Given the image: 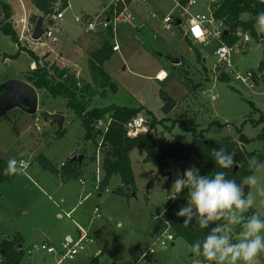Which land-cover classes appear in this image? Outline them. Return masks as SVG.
Here are the masks:
<instances>
[{
	"label": "rangeland",
	"instance_id": "1",
	"mask_svg": "<svg viewBox=\"0 0 264 264\" xmlns=\"http://www.w3.org/2000/svg\"><path fill=\"white\" fill-rule=\"evenodd\" d=\"M195 1L193 6L183 7L180 0H135L138 11H149V20L146 24L139 20L135 23H116V35L113 38L100 26L106 19V13L102 12V0H68L69 7L66 11L64 9L62 20H55L54 23L49 14H41L47 20L45 30H51L52 35L44 36L37 42H29L37 43L32 49L36 55H41L38 58L41 64L49 67L52 61L48 58L50 54L47 50L54 54L57 52L58 56L54 57H58L61 64L78 62V65L83 63L84 66L87 59L84 52L98 50L108 40L117 41L120 51L114 52L105 64L107 72L117 84V91L107 87L104 95H97L92 106H143L151 110L159 120L167 119L166 125H172L175 120L187 128L205 130L206 141H231L241 147L244 153H264V144L258 138L263 125L255 126L249 122V119L258 120L261 114L264 115V70L260 69L264 59V24L257 25L256 36L248 33L249 41L243 44L242 35L245 33L239 35V32L238 44L243 45V50L233 54L234 65L239 70L254 72L252 83L242 85L233 79L224 82L221 78L226 74L221 73L215 55L218 45L224 43L222 34L216 36L215 30L219 23L212 21L209 25L211 34L202 42L194 39L189 41L185 34L189 31L193 16L204 14L211 19L216 2ZM168 14L175 20H181L182 24H172L169 29L166 28L164 17ZM78 16L82 21L76 20ZM242 18H248V15L244 14ZM36 20L34 16L33 21ZM90 21L99 25L96 32L88 29ZM136 26L142 29L138 30ZM45 44L47 48L38 49ZM17 52L15 43L0 31V85L9 80H22L31 84L27 75L36 68L32 66V56L22 52L15 57ZM7 59H11V62L8 63ZM175 59H179V62L174 63ZM160 69L167 72L166 80L157 79ZM97 91L100 93L102 90ZM161 91L168 93L177 102L170 113L163 109L165 103L160 96ZM38 93L39 108L35 114L23 108H13L0 118V157L8 163L20 159L30 163L27 172L15 167V178L10 182H0L2 220L16 212L25 221L26 232H35L33 227H36L39 231L60 237L63 236V230H69L75 238L79 233L77 223H80L89 228L92 241L86 243L81 253L69 264H131L157 236L156 224L164 217L168 204L173 201L174 181L177 178L184 179L186 170L195 169L199 172L203 164L192 157L186 167L170 160L168 166L162 168L158 163L144 162L146 152L137 146L130 154L136 180L135 191L129 190V194L118 192L121 177L115 175L107 187L108 192L100 190L103 193L99 195L100 191L94 189L90 192L91 196L85 198L94 186L98 173V144L85 139V129L80 119L67 107L65 99L53 98L44 90ZM252 105L260 112L255 111ZM56 114L65 116L66 121L61 129L54 121ZM145 119L147 121L148 117ZM241 128L242 132H239ZM156 130L157 134L165 136L168 141L178 139L189 144L193 139L191 132L178 125L172 132H167L164 124L158 125ZM242 135L250 140L248 144L241 140ZM102 150L99 168L103 162L104 147ZM40 155L47 157L58 168L62 167V162H70L73 157L83 155L81 177L85 179L86 185H81L79 179L69 178L67 185L59 192L71 196L73 202L78 203L72 218L67 217L60 207V194H54L52 189L43 187L42 181L46 174L55 178L39 161ZM255 160L254 157L249 162L254 163ZM100 173L103 177L102 168ZM250 177H254L255 182L248 185L244 181L240 188L243 192L241 199L248 200L251 195L254 201L252 207L237 214L239 223L230 222L229 212L224 215L223 234L233 235L230 244L241 242L244 226L253 215L264 221V160ZM150 181L153 182L151 188L148 187ZM97 207L100 209V217L94 214ZM59 213L63 214L62 217H59ZM191 215L201 219L195 207H192ZM11 224L14 225L12 221ZM261 235L264 236V232ZM156 257H160L164 264H230V258L221 262L219 254L217 260L204 262L181 237H177L168 246L157 247ZM48 260L49 264H53L50 257ZM237 264H243V261L238 260ZM257 264H264V253L258 256Z\"/></svg>",
	"mask_w": 264,
	"mask_h": 264
},
{
	"label": "trees",
	"instance_id": "2",
	"mask_svg": "<svg viewBox=\"0 0 264 264\" xmlns=\"http://www.w3.org/2000/svg\"><path fill=\"white\" fill-rule=\"evenodd\" d=\"M58 0H35V6L44 14H48L52 3ZM191 0H180V5L186 7ZM129 2V0H127ZM3 7L4 17L0 20V31L8 36L17 46L18 52H25L32 56L36 68L27 75L31 85L37 91H46V93L53 98H62L67 101V107L72 110L80 119L81 125L85 129V139L92 141L99 145V137L101 136L99 129L96 127L99 120H108L111 122L106 133L103 134L104 156L102 162L103 178L101 182V191L105 190L109 185L111 179L115 175H120L121 186L117 189L120 193L129 194L127 188L135 191V175L132 168L130 153L137 146H141L146 152L144 162L158 163L160 167L165 168L168 162L173 160L182 163L186 167L192 157L197 158L202 164L199 171L201 176L214 175V173H223L226 181L234 180L237 186H241L255 171V169L264 160V153H244L237 144L231 141L223 143H214L207 140L205 130L190 129L183 123L173 121L172 125H166L167 119L159 120L151 110L145 107H128L119 105H109L106 107L92 106V101L97 95H104L107 87H111L114 92L117 91V84L113 82L112 77L105 71L104 64L113 56V45L110 41L106 42L102 49L91 54L89 60V70L93 80V84L80 82L75 75L69 73L67 69H59L55 65H42L31 49L22 47L19 43V37L14 30L12 23V15L10 7L5 2H1ZM124 7L119 5V10ZM264 12V0H216L214 3V10L212 12L213 18L217 21H222L226 29L222 34V41L227 45H234L240 37L238 32L249 33L257 35V25L260 23L257 16ZM247 14L248 18H242V15ZM227 31V33H226ZM112 34V32H111ZM190 41V40H189ZM200 52L197 51V56L200 57ZM260 69L264 70V59L260 64ZM225 75V74H224ZM232 79L227 74L221 78V81ZM101 89L100 93L97 90ZM160 96L164 101L163 109L166 113H170L176 106V100L165 91H161ZM255 111H259L252 105ZM146 118L150 123L146 132L138 133L137 135H130L125 128L128 121L133 118ZM146 120V119H145ZM255 126L263 125L261 133L258 138L264 144V115L261 114L258 120L249 119ZM167 132H172L178 125L181 129L191 132L193 139L189 144H185L178 139L168 141L165 136L157 134L158 125H163ZM219 126H223L217 123ZM243 127V126H242ZM155 130V133L152 131ZM239 132H242L238 129ZM241 140L244 143H249L250 140L242 135ZM223 149V150H222ZM213 151L220 152L225 159L232 155L236 165L230 167H221L217 163L216 157L212 154ZM256 158L254 163L249 160ZM39 161L43 167L52 173L60 174L62 177L80 179L82 176V169L80 164L76 161L66 162L61 168H57L44 155L39 156ZM240 165V166H239ZM238 166V168H236ZM9 168V163L0 157V182H10L16 175H5L4 171ZM153 182L150 181L148 187L151 188ZM188 189L185 188L178 198L171 201L165 211L164 217L156 224V235L166 228L165 222L170 224L171 231L175 234V238L181 237L186 240L195 250L198 258L204 262H208L203 256L204 243L206 238L213 234L216 228L225 227L224 215L229 212L224 211V215L219 220L209 221L207 216L203 220L208 222L206 228H200L199 218L192 216L188 226L184 222L188 220V216H178L177 214L183 212L186 208ZM234 210V209H233ZM217 238L227 236L228 240H232V234H223V231L215 233ZM197 245L199 246L197 248ZM4 245L1 244L0 247ZM20 256L14 254L11 256V261L16 262Z\"/></svg>",
	"mask_w": 264,
	"mask_h": 264
},
{
	"label": "crops",
	"instance_id": "3",
	"mask_svg": "<svg viewBox=\"0 0 264 264\" xmlns=\"http://www.w3.org/2000/svg\"><path fill=\"white\" fill-rule=\"evenodd\" d=\"M2 1L5 2L6 4H8L9 7H10V12H11V15H12V18L11 19H12L13 27H14V30L16 31V33H17V35L19 37V43H20V45L22 47H26L27 49H31L33 51L32 48H34L33 47L34 44L37 45V43H35V42H37L38 40H34L32 38V34H33V30H34V27H35L38 19L40 17H43L44 26L45 27L47 26V20L45 19V17L43 15H41L42 12L34 4V1L35 0H0V12L2 13V15L0 14V20H1V17L2 16L4 17V11H3L4 9L1 6V2ZM113 1L114 0H102V7H103L102 12H105L106 13V17H107L108 11H109V6L112 4ZM134 1L135 0H129V2H127V4H126L127 9L132 14H134L135 17H136V20L133 23H135L137 20H139L142 23H145L146 24L147 23L146 21L149 20V18H150L149 11L147 9L145 11L142 10L141 12L138 11L137 10V7H136V5L134 3ZM140 3H141V1H140ZM68 7H69L68 0H58L57 2L52 3L51 7L49 8V11H50L51 8H53V12L63 10V17H62V19H63L64 18V15H65V11L68 9ZM64 9H65V11H64ZM48 14L50 15V13H48ZM83 15L84 16H87L86 14H83ZM151 15H152V17L155 16V14H151ZM34 16L37 17V20L35 22L33 21ZM50 18L52 19V17H50ZM62 19H57V20H62ZM76 20L80 22V21H82V18L78 16L76 18ZM217 22L219 23V21H217ZM54 23H55V21H54ZM181 24H182V21H181V23L179 25H181ZM98 26L99 25L97 24V29L94 30V31L93 30H90L89 27H88V29L90 31L96 32L98 30ZM100 26H102V25L100 24ZM45 27H44V31H45ZM136 28L138 30H141L142 29L140 26L139 27L136 26ZM208 28H209V25H208ZM219 28L220 27H218L216 29H219ZM103 29L107 30L108 33L113 38L115 37L116 31H115V28H114L113 25H110L107 28L103 27ZM209 30H210V28H209ZM111 32H112V34H111ZM210 32H211V30H210ZM185 34H186V36H188V39L189 40L193 39L190 36L189 33H185ZM213 35H214V33H213ZM43 37L44 36H42V38ZM186 39H187V37H186ZM30 40H34L35 42L33 41L34 43L33 42L30 43L29 42ZM108 41H110V40H108ZM110 42L112 43L113 46L115 44H118L119 45V43L117 41H115V42L110 41ZM104 44H103V46H104ZM102 47L99 48L98 50L102 49ZM136 47H138V46H136ZM45 48H47V44H45V46H39L38 47V49H40V50L41 49H45ZM17 49H18V46H17ZM120 49H121V47H120ZM98 50H95V51H98ZM95 51L84 52V53H86L85 56H87V59H86V62H85V65L84 66H82L83 63L81 65H78V62H70V63L69 62H66V64H61V63L58 62V57L57 58L54 57V56H58L57 52H55V54L51 50H47L46 52H48L50 54L49 57H48L52 61V63H50V65H55L59 69H67V70H69V73L70 74L73 73L72 75H75V77L80 82L85 81L86 83H90V84L94 85L93 84L92 77H91V74H90V70H89V60H90L91 54L93 52H95ZM114 52H117V51H114ZM23 53H25V52H23ZM36 56L39 58V56H41V55H36ZM7 61L9 63V61L11 62V59H7ZM39 61L41 63V59H39ZM31 63H33L32 66L36 67V64H35V62H33V59L31 61ZM67 64H69V65H67ZM105 64H106V62H105ZM105 64H104V68H105ZM163 70L164 69H160L157 72V74L159 72L163 71ZM105 71L107 72L106 68H105ZM167 78H168V76H167ZM93 101H92V103H93ZM65 121H66V119H65ZM64 124H65V122H64ZM64 124H63V126H64ZM96 157H98L97 156V153H96ZM130 159H131V156H130ZM78 163L80 164V168L83 169L81 163L80 162H78ZM64 164H65V162H62L61 165L63 166ZM29 165H30V163L28 162L27 167L24 168V169H21V170L24 171V172H27V168H28ZM97 167H98V164H97ZM16 174H17V172H16ZM52 174H53V176H54L55 179H52L51 177H48L49 175L46 174V176L43 177V178H45V180L42 181L43 182L42 185L46 189H49V190L52 189V191H53L54 194H58L60 192L61 188L64 189V187L67 185V182L69 180L66 179V178H64V177H62L60 174H56V173H52L51 172V175ZM94 182H95V184H94L93 187L96 186V181H94ZM79 183L81 185H83V186L86 185L85 179H82V177L79 179ZM93 187H91L90 191H88V193L85 196V198L91 196L90 195L91 194L90 193L91 190L93 192L94 189H96V187L95 188H93ZM108 191H106V192H108ZM97 192H98V190H97ZM101 193H103V192L100 191L99 192V195H101ZM59 194H60V203H61V206L60 207L66 212V216L67 217L72 218L73 217V214L77 210L78 203L73 202L74 199L72 200L71 196L70 197L69 196H65L63 193H59ZM62 215H63L62 213H59V217H62ZM2 219H3V217L0 216V222L3 221L2 222V225H0V245L3 244L4 246L3 247H0V249H2V250H10L11 251L10 257L13 256L14 254L20 256V258L16 262L13 263L11 261V264H49L48 257L51 258V260L53 261V264H56L57 257L55 255H53V254H48V253L43 252V251H38V252H35L33 255L28 256L27 255V250L30 247H32L33 245L39 244V243H48V244L53 245L56 248L60 249V248H62V246H63L64 243L70 242L72 240H76L80 236V234H81L80 227L81 228H84L88 232L89 237L91 238V234H90L89 228H86V227L82 226L80 223H77V222L76 223H77V226H78L79 233L77 235V238H75V237L72 236V234H71V232L69 230H67V231L66 230H63L61 232V235L63 233V236H60V237L58 235L54 236V235L47 234V233H45L43 231H39V230H37L36 227H33V230H35V232H26L25 231V229L27 227L26 226V223H25V221L23 219H21V218L18 217V215H17L16 212L11 213L4 220H2ZM11 221H12V223L14 225L11 224ZM36 232H39L40 234L37 235ZM39 236H40V238H39ZM54 242L59 243V244L58 245H55ZM151 244L152 243H150L149 246ZM146 249H144V250H146ZM139 255L133 260V262L139 257ZM157 258H158V260L161 263H163V261L160 259V257H157ZM69 263H71V261L65 262V264H69Z\"/></svg>",
	"mask_w": 264,
	"mask_h": 264
},
{
	"label": "clouds",
	"instance_id": "4",
	"mask_svg": "<svg viewBox=\"0 0 264 264\" xmlns=\"http://www.w3.org/2000/svg\"><path fill=\"white\" fill-rule=\"evenodd\" d=\"M259 22L264 24V12L257 16ZM223 150V149H222ZM217 163L221 167H230L236 165L233 160L234 153L226 159L221 156L220 152L213 151L212 153ZM5 175H16L15 162H9V168L4 171ZM184 179L177 178L173 185V199L188 189L187 199L189 207L183 212L178 213V216H188V220L184 222L188 226L192 219L191 209L195 207L199 213L200 228H206L208 222L203 220L206 215L208 220H219L223 217L224 211L228 210L231 223H239L236 219L238 213L247 211L253 205L251 195L248 200L241 199L243 195L242 189L237 186L234 180L226 181L223 173H214V175L201 176L195 169H189L184 172ZM255 182L254 177H249L245 184L251 185ZM234 209V210H233ZM120 225H118L119 227ZM245 231L241 234V242L238 244H230L228 237L223 236L217 238L215 233L223 231L222 228L213 230V234L206 238L204 243L203 256L208 261L219 260L222 262L230 258V264H237V261H243V264H257V258L261 253H264V221H261L257 215H253L248 223L244 226ZM199 246L197 245V248ZM139 264H146L144 256L139 258Z\"/></svg>",
	"mask_w": 264,
	"mask_h": 264
},
{
	"label": "built area",
	"instance_id": "5",
	"mask_svg": "<svg viewBox=\"0 0 264 264\" xmlns=\"http://www.w3.org/2000/svg\"><path fill=\"white\" fill-rule=\"evenodd\" d=\"M123 4L124 7L119 10V5ZM127 0H114L112 4L109 6V11L107 14L106 19L102 21V26L107 28L110 25H115L119 22L124 23H133L136 20V17L134 14H132L126 7ZM196 4L195 0H191L189 2V6H193ZM187 5V6H188ZM186 6V7H187ZM50 17L55 21L57 19H62L63 17V10L61 11H55L53 12V8L50 9ZM175 19H173V16L171 14H168L164 17V24L166 28H170L172 24H175ZM212 21H217L213 18V15H211V19H209L206 15H195L190 20V26L188 33L190 36L196 40V41H204L207 39V37L211 34L208 25L212 23ZM176 25V24H175ZM88 27L90 30H96L97 24L95 22L90 21L88 23ZM219 29H216V36H219V34H223L225 30V26L222 21H219ZM52 31H44L43 36H51ZM239 35H242L241 32ZM244 40L242 42L245 43L249 41V35L243 34L242 35ZM239 42L235 43L234 45H227L225 43H220L215 51L216 59L218 62V65L220 69H222L221 73H225L228 76H230L234 81L242 83V85H250L253 81L254 72L252 71H246L243 72L239 70L233 62V54L237 52H241L243 49L242 44H238ZM242 46V47H241ZM114 51H119L120 46L118 44H115L113 46ZM159 79V77H157ZM160 80V79H159ZM111 122V118L108 120H99L97 123V128L100 131V134L102 135L100 139V144L97 148V176H96V190L100 191L101 189V182H102V175L100 173L101 168H99V164L101 165V159L100 154L103 153V134L106 133V131L109 128ZM146 120L142 117H136L131 119L127 122L125 125L126 130L130 135H137L138 133L146 132L148 130V127L146 126ZM15 162V167H18L20 169H24L27 167L28 162L24 159L20 160H13ZM109 189L106 188L105 191H108ZM94 214L97 217H100V209L97 207L95 208ZM161 218V216H158ZM166 228H164L157 236L155 237L152 244L144 250L139 257L132 263V264H139V258L141 255L144 256V259L146 261V264H162L158 258L156 257L157 254V247H165L168 246L170 243H174L176 238L175 234L170 229V224L168 221L165 222ZM81 234L76 240H72L70 242H66L63 244L62 248L58 249L53 245H50L48 243H39L35 244L32 247H30L27 250V255L31 256L35 252L43 251L48 254H53L57 257L56 264H65L67 261H71L75 259L81 251L84 249L86 243L91 242L92 239L89 237L88 232L80 227ZM11 251L10 250H2L0 249V264H11Z\"/></svg>",
	"mask_w": 264,
	"mask_h": 264
},
{
	"label": "water",
	"instance_id": "6",
	"mask_svg": "<svg viewBox=\"0 0 264 264\" xmlns=\"http://www.w3.org/2000/svg\"><path fill=\"white\" fill-rule=\"evenodd\" d=\"M181 20H176L175 24L179 25ZM227 33V31H226ZM44 34L43 17H40L34 27L32 38L40 40ZM178 63L179 59L173 60ZM23 108L30 114H35L39 108V93L31 84L22 80H9L0 85V118L6 115L13 108ZM54 121L58 123L60 129L63 127L65 116L56 114ZM149 127L150 123L146 122ZM83 155H77L71 159V162H82ZM238 168V166L236 167ZM244 187V191H246ZM129 191L130 188H127ZM133 195L135 193L133 192Z\"/></svg>",
	"mask_w": 264,
	"mask_h": 264
},
{
	"label": "bare ground",
	"instance_id": "7",
	"mask_svg": "<svg viewBox=\"0 0 264 264\" xmlns=\"http://www.w3.org/2000/svg\"><path fill=\"white\" fill-rule=\"evenodd\" d=\"M157 75H158L157 77H159V79L161 80H165L167 78V73L165 71H161Z\"/></svg>",
	"mask_w": 264,
	"mask_h": 264
}]
</instances>
